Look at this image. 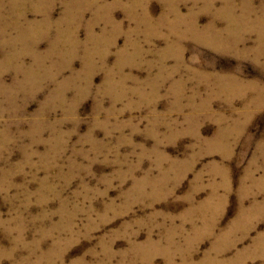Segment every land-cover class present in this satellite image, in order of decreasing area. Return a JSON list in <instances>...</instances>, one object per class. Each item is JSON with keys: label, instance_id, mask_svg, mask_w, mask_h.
Returning a JSON list of instances; mask_svg holds the SVG:
<instances>
[{"label": "rangeland", "instance_id": "374dc122", "mask_svg": "<svg viewBox=\"0 0 264 264\" xmlns=\"http://www.w3.org/2000/svg\"><path fill=\"white\" fill-rule=\"evenodd\" d=\"M0 264H264V0H0Z\"/></svg>", "mask_w": 264, "mask_h": 264}, {"label": "bare ground", "instance_id": "6f19581e", "mask_svg": "<svg viewBox=\"0 0 264 264\" xmlns=\"http://www.w3.org/2000/svg\"><path fill=\"white\" fill-rule=\"evenodd\" d=\"M29 1H31V0H26V2L28 3ZM45 3V2H44ZM75 5H76V3H75ZM28 6V5H27ZM5 21V20H4ZM16 28V27H15ZM34 28V27H33ZM2 33V32H1ZM217 39H218V37H216ZM215 39V38H214ZM220 42V41H219ZM214 43V42H213ZM236 45H234V47H235ZM37 65V64H36ZM3 69V68H2Z\"/></svg>", "mask_w": 264, "mask_h": 264}]
</instances>
